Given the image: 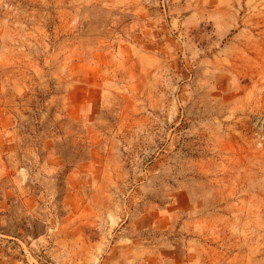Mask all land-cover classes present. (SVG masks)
Masks as SVG:
<instances>
[{
	"label": "rangeland",
	"instance_id": "rangeland-1",
	"mask_svg": "<svg viewBox=\"0 0 264 264\" xmlns=\"http://www.w3.org/2000/svg\"><path fill=\"white\" fill-rule=\"evenodd\" d=\"M0 264H264V0H0Z\"/></svg>",
	"mask_w": 264,
	"mask_h": 264
}]
</instances>
